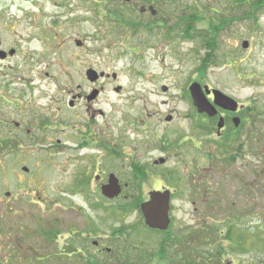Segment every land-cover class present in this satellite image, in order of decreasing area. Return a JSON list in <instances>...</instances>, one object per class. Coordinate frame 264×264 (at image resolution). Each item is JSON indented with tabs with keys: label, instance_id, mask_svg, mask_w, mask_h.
<instances>
[{
	"label": "rangeland",
	"instance_id": "obj_1",
	"mask_svg": "<svg viewBox=\"0 0 264 264\" xmlns=\"http://www.w3.org/2000/svg\"><path fill=\"white\" fill-rule=\"evenodd\" d=\"M242 1L239 5L236 0H160L150 4L157 11L153 18L147 10L140 12L141 7L148 8L146 0H0L1 49L15 50L12 57L0 60V101L3 97L5 103H0V109L9 99L18 109L40 112L59 93L58 84L90 86L83 81V72L105 71L109 78L100 82L104 91L97 104L103 114L99 131L94 133L110 135L124 156L110 160L102 153L97 157L104 172L112 164L125 183L132 181V162L146 165L161 156L159 150L147 148L149 141H174L176 134L189 131L183 116L190 110L186 93L193 81L247 102L246 137L250 136L258 150L256 159L246 154L245 168L191 171L174 157L175 151H169L168 169L182 179L191 173L203 175L201 182L207 180L220 200L211 210L204 209L199 200L198 214L192 220L181 217V211L189 210L188 204L177 203L170 231L174 234L191 226L200 231L202 226L207 229L197 238V248L212 231L217 240L207 246L209 255L219 249L222 264H264V7L252 10L250 4L255 0ZM245 9L246 17L240 18ZM192 13L199 21L193 24V36L187 38L177 24L180 17ZM223 17L230 20L229 26L214 34L215 47L208 53L199 32L207 33ZM157 21L164 25L155 26ZM148 22L153 26L147 27ZM245 40L248 47L242 48ZM212 54L210 65L202 69L204 58ZM110 84L120 85V93L113 92ZM83 108L78 106L77 118L85 117ZM51 113L59 116L57 109ZM166 115L174 117L173 123L165 122ZM35 118V113L15 118L22 127L16 141L21 147L8 149L0 143L5 148L0 153V264H87L88 257L97 264H116L114 255L123 263L131 244L149 252L163 239V234L143 227L131 203L122 198L105 201L96 185V175L102 174L92 162L80 164L91 179L86 192L76 190L61 150L73 141L66 139V132L48 131L44 136ZM57 120L63 123V117ZM49 121L54 123L52 115ZM28 127L29 134L25 132ZM41 136L46 139L37 140ZM191 151L187 149V158ZM198 160V168L210 169L203 157ZM92 165L93 170L89 169ZM167 179L159 180L168 185ZM151 186L148 181L137 190L143 193ZM128 192L124 189L121 196ZM186 193L183 189L180 194ZM43 228L59 233L53 241L46 240L40 232ZM121 228L128 235L115 238ZM215 229L223 233L217 237ZM93 241L99 245L95 247ZM70 246L74 253L68 252ZM104 248L111 252L105 253ZM142 259V264L148 263L145 256Z\"/></svg>",
	"mask_w": 264,
	"mask_h": 264
},
{
	"label": "flooded vegetation",
	"instance_id": "obj_2",
	"mask_svg": "<svg viewBox=\"0 0 264 264\" xmlns=\"http://www.w3.org/2000/svg\"><path fill=\"white\" fill-rule=\"evenodd\" d=\"M153 2L155 1H152L151 3ZM151 3H148L149 6L147 9L145 7H141L140 12H145L147 10L149 14L154 18V16L156 17L157 15V11L152 5H150ZM150 7H152V9L155 11L154 14L151 13ZM155 19L159 20L158 18ZM223 21V19H220L219 24L214 25L211 30L207 31L208 38L215 39L216 36L214 34L221 27L227 28L229 26V19H227L225 22ZM153 22H155V20ZM158 23L159 22L157 21L155 26L164 25L162 23ZM217 25H219L218 29H214V27ZM146 26L151 27L153 25L148 22ZM0 50L4 53V57L0 58L1 61L12 57L15 53V50L13 49H10L8 51H4L3 49H1V41ZM86 70L83 72V81L88 82L90 86H87L85 84H76V86L74 87L71 84H58L57 92L59 93L55 94L50 100L51 104L40 112L32 111L30 109L23 111L22 108L18 109L16 105H11L12 101H10L9 99H5L4 101L7 105L3 106L0 109V143L3 142L5 148L7 147L8 149H10L11 146L13 147V149L15 147H21V144L16 141L20 140L19 135L21 134L22 127L20 123L15 121V118H20L21 116L24 117L27 114L35 113L36 118L34 122L43 132L44 136H46V133L48 131L51 133L66 132V139L73 141V144L64 145L61 150L63 151V155L65 158L66 172L69 171L68 169L70 167L71 176H73L72 182H74V188L76 190L79 189L78 191L80 193L86 192L87 188L85 187H87V184L90 183L91 179L90 176H88V173L83 174L84 169H81L80 164L82 162H87L88 164L92 162V164L95 165L94 167L98 169V172L102 174L96 175V185L99 184V190L102 185L107 183L110 174H114L121 186V193L119 196L115 197V199L109 200L102 196L107 202L122 198V202L131 204L136 203L137 205H140L143 202L149 201L151 192L163 193L168 191L169 199L167 214L168 218L170 219L168 229L165 231H159L149 229L147 227L145 228L152 233L163 234L164 240H170L174 238L177 245V250L175 249V252L178 254L182 253V248L186 247L187 243H189V246L193 244L196 245L197 237L202 233V231H205L207 228H202L200 232L198 231V229L196 230L197 227L195 228L191 226L183 229H178L177 232L173 234L170 231V228L171 221L176 218V204H188L189 210L187 211L186 209H184L183 211H181V217L184 219L190 217L192 220L193 217H196L198 214L199 200L204 202V209L211 210L214 208V203L215 207L217 206L218 198H216L214 192L212 191V187L208 185L207 180L204 179V182H201V177L203 175L200 176L198 174L197 176V174L194 175L193 173H191L189 175V178L182 179L178 174H174V169H168V165L171 161V153L169 151H175L174 157L180 159L185 167L190 168L191 171L193 170V168L196 172H209L213 169H222L223 171L232 169L235 172L240 171V168H245L246 154H250L253 159H256V152L258 150L255 142L250 141V136L246 137L245 127L247 123V111L249 110V105L247 104V102L244 103L224 93L226 96L236 102V106L234 108L221 107L216 104L214 95L212 93H209L206 95L207 101L214 107L215 111L212 115H209L205 112L199 113L197 111V108L193 105L190 94H188L187 96L190 99V110L187 111V115H185V117L183 116V119H185L186 123H188L187 125H189V131H187L186 133L181 132L179 135L176 134L174 141L167 140L166 138L158 140L157 142L149 141V146L147 148L159 150L161 156L157 157V159L154 158L151 163H147L146 165L140 164L138 162H132L130 165L132 181L122 183L120 181L121 178L114 173L112 164L105 172L103 171L100 158L97 156L103 153V156L107 159L114 160L117 157H123L124 150L117 149V147L113 145L114 141L111 139L110 135H107L104 132L102 133V135L94 133V130H96V132L99 131L98 129L100 126V121L102 119L101 116L103 114L102 109L99 107V105H97L101 93L104 91V86L103 84H100V82L108 79L109 74L105 71L103 72L95 70L98 73V77L94 81H90L86 76ZM111 78L115 80L116 74H112ZM110 85L113 92L120 93V85ZM208 88L210 90L214 89L212 86H208ZM87 89L89 90L87 91ZM161 90L164 91L163 89ZM94 92L95 95L93 96ZM18 97L20 98L21 94H19ZM1 99L2 102L0 101V103L5 104L3 102L4 98L1 97ZM80 104H82L84 107L83 110L85 113V117L83 118L76 117V115L78 114V106ZM50 107H53L52 110L57 109V111L59 112L58 117L54 113H51L52 110L49 109ZM39 113H46L47 115L44 117L42 115H39ZM60 113L63 114L60 115ZM50 115H52L54 123H51L49 121ZM59 117H63V123L57 120ZM173 119V116L166 115L164 120L166 123L171 124L173 123ZM19 120L25 127L21 119ZM23 120L26 122V119ZM64 121L66 123H64ZM147 124L148 123L145 120L144 125L146 126ZM141 125L143 126V122ZM25 132L29 134L31 132V128L28 127ZM71 133H75V136H71ZM1 138L3 139V141ZM43 139L46 138H44L43 136H41L40 139L37 138V140L39 141ZM5 148L0 147V153ZM188 148L192 150L189 154V158H187L186 153ZM56 150L57 149H55V151ZM82 150L86 151L81 155L79 152ZM199 156L203 157V160H205L209 164L210 169H208L204 165L202 166V168H198L200 167L198 163ZM191 164H193L194 167ZM93 165L89 169L93 170ZM150 169L157 170L159 174L151 173ZM106 172L109 173L107 174ZM165 177L166 179L167 177H169V179H167L169 183L168 185L162 183V180H159L160 178L163 179ZM148 181H150V183L152 182V186L150 187V189L144 191L143 193H140L137 190L138 186L140 188L144 183ZM176 184L179 185V191L176 189ZM220 187L222 188V185H220ZM124 189H128L129 192L126 195L121 196ZM183 189L186 190L187 193L181 195L180 193ZM224 190L225 189H223L222 192H224ZM180 210H182V208H180ZM53 231H57L56 235L59 233L58 230ZM210 233H212V231ZM54 239H52L51 241H53ZM93 245H95L96 247L99 245V243ZM139 247L140 246L136 247L131 244L130 254H132L133 257L136 256L134 250L138 249ZM77 248L79 249V251L82 249V247ZM194 251L196 253L195 249ZM115 263L120 264V262L118 261H115ZM134 263L135 261L131 260L127 264ZM139 263L142 262L141 260L137 259V264Z\"/></svg>",
	"mask_w": 264,
	"mask_h": 264
},
{
	"label": "trees",
	"instance_id": "obj_3",
	"mask_svg": "<svg viewBox=\"0 0 264 264\" xmlns=\"http://www.w3.org/2000/svg\"><path fill=\"white\" fill-rule=\"evenodd\" d=\"M152 1H160V0H146V2L151 3ZM238 4L241 5L242 3H244V1L242 0H237ZM263 6L264 7V0H255L253 3L250 4L251 9H258L259 7ZM241 17H246V9L244 11V15L241 14ZM179 22L177 24L178 28H180L181 30H183V34L186 35V37H191L193 36L192 31H193V24L196 21H199L198 16L195 13L189 14V16H182L180 17V19H178ZM223 22H225L227 20V18H223ZM132 26H139L138 24H131ZM219 25L215 26L214 29H218ZM199 36L202 37L205 41L204 46L206 49H208V53H211L214 50L215 47V39H211L208 38V35L206 32H199ZM211 57H214L213 54L208 56L207 58H204L203 62H202V69L205 68L207 65L209 66L210 63H208V60ZM207 66V67H208ZM133 209H138L137 204H131ZM200 228L202 229V226H200ZM229 229L227 231H230L231 228L228 227ZM125 229H121L119 231V234L123 233ZM42 234H44L45 238H47L46 240H52L55 238V235L57 233V231H53V230H49V229H41L40 231ZM118 232V231H117ZM201 232V230H200ZM214 233L216 234L215 236H220L221 233H223L222 231H217V229L214 230ZM118 234V233H117ZM203 234V233H201ZM200 234V235H201ZM208 238H204L202 237V239L204 240L203 244L198 243L199 248H197V244L196 245H191L189 246V243L186 244V247L182 248V253L178 254L175 252V249L177 250V245H176V240L174 238L170 239V240H164L161 239L159 240V242L154 245V247H150L149 252L146 250H143L142 247H139V249L143 250L140 253H136V256L133 257L132 254H130V249H128V253L126 255H123V259L124 262L123 264H127L129 263L131 260L135 261L134 264H137V259L141 260V262L143 261L142 256H145L148 259V263L147 264H222V257H221V251L219 249L214 250L215 254L214 256L209 255V251L207 246L210 245L211 243H216V238L213 239V232L210 233L209 235H207ZM229 236V233H227L225 235V238L227 239ZM197 238L200 239V236H198ZM133 245V244H132ZM158 247V249H157ZM203 247L207 250L204 252ZM216 248V247H215ZM194 249L196 250V253L194 251ZM157 250V251H155ZM69 253H74L75 250L69 249L68 251ZM173 252H175V254H173ZM213 252V251H212ZM210 256V257H209ZM28 257V256H27ZM38 257V256H37ZM92 257H88L86 259L85 262H87V264H97V261H95L94 259H91ZM113 260L120 262V259L117 258V255H115L113 257ZM2 263V262H1ZM102 264H107V263H102ZM122 264V263H120ZM142 264V263H139Z\"/></svg>",
	"mask_w": 264,
	"mask_h": 264
},
{
	"label": "water",
	"instance_id": "obj_4",
	"mask_svg": "<svg viewBox=\"0 0 264 264\" xmlns=\"http://www.w3.org/2000/svg\"><path fill=\"white\" fill-rule=\"evenodd\" d=\"M126 2L130 0H124ZM152 14L155 11L150 7ZM76 45H81L80 41H76ZM242 47L247 48L248 42L243 41ZM4 57V53L0 51V58ZM86 76L90 81H94L98 77V73L92 69L86 71ZM164 91L165 87L162 88ZM188 92L190 94L193 105L197 108L199 113L205 112L209 115H212L214 107L210 105L207 101L206 95L212 93L217 105L225 108H234L236 102L222 93L220 90L213 89L209 90L207 86L202 87L199 83L193 82L188 87ZM95 92L93 93V96ZM169 119V118H167ZM23 171H28L27 168L23 167ZM120 186L118 185L117 179L113 174H110L108 184L101 187V192L107 198H114L120 193ZM168 199L169 192H151L150 200L148 202L142 203L140 205V210L142 212L145 225L152 229L166 230L169 225L168 218Z\"/></svg>",
	"mask_w": 264,
	"mask_h": 264
}]
</instances>
